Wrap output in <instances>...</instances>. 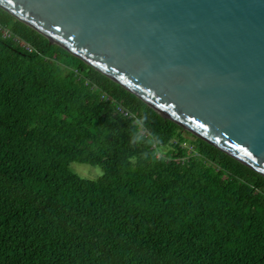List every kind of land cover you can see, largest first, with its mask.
Returning a JSON list of instances; mask_svg holds the SVG:
<instances>
[{
	"label": "trees",
	"instance_id": "trees-1",
	"mask_svg": "<svg viewBox=\"0 0 264 264\" xmlns=\"http://www.w3.org/2000/svg\"><path fill=\"white\" fill-rule=\"evenodd\" d=\"M0 27V264H264L261 174L1 8Z\"/></svg>",
	"mask_w": 264,
	"mask_h": 264
},
{
	"label": "water",
	"instance_id": "water-1",
	"mask_svg": "<svg viewBox=\"0 0 264 264\" xmlns=\"http://www.w3.org/2000/svg\"><path fill=\"white\" fill-rule=\"evenodd\" d=\"M0 8L264 177V0H0Z\"/></svg>",
	"mask_w": 264,
	"mask_h": 264
},
{
	"label": "rangeland",
	"instance_id": "rangeland-1",
	"mask_svg": "<svg viewBox=\"0 0 264 264\" xmlns=\"http://www.w3.org/2000/svg\"><path fill=\"white\" fill-rule=\"evenodd\" d=\"M69 169L78 176L86 179H96L102 175V170L98 166L70 163Z\"/></svg>",
	"mask_w": 264,
	"mask_h": 264
},
{
	"label": "built area",
	"instance_id": "built-area-1",
	"mask_svg": "<svg viewBox=\"0 0 264 264\" xmlns=\"http://www.w3.org/2000/svg\"><path fill=\"white\" fill-rule=\"evenodd\" d=\"M0 31L2 32L3 36L6 37V36H9V32L7 30H4L0 27ZM21 45H24L22 43H20ZM25 46V45H24ZM26 48H28L27 46H25Z\"/></svg>",
	"mask_w": 264,
	"mask_h": 264
}]
</instances>
